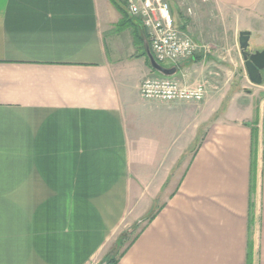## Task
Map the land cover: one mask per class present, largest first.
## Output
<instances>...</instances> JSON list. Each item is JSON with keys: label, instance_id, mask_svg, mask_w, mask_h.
<instances>
[{"label": "crops", "instance_id": "0c3cea01", "mask_svg": "<svg viewBox=\"0 0 264 264\" xmlns=\"http://www.w3.org/2000/svg\"><path fill=\"white\" fill-rule=\"evenodd\" d=\"M170 1L264 45V0ZM208 48L159 65L211 98L245 63ZM149 51L114 0H0V264H264V103L144 100Z\"/></svg>", "mask_w": 264, "mask_h": 264}, {"label": "built area", "instance_id": "2783aa9c", "mask_svg": "<svg viewBox=\"0 0 264 264\" xmlns=\"http://www.w3.org/2000/svg\"><path fill=\"white\" fill-rule=\"evenodd\" d=\"M128 14L139 19L148 33L150 49L158 63L177 64L193 58L200 46L184 30L176 26L170 0H122ZM183 1V0H181ZM206 1V0H204ZM193 15V10H184ZM144 100L163 102H203L208 90L205 84L188 85L172 78H147L140 88Z\"/></svg>", "mask_w": 264, "mask_h": 264}, {"label": "rangeland", "instance_id": "374dc122", "mask_svg": "<svg viewBox=\"0 0 264 264\" xmlns=\"http://www.w3.org/2000/svg\"><path fill=\"white\" fill-rule=\"evenodd\" d=\"M189 1L192 0H186V4L189 3ZM205 2L207 4L208 0H206ZM181 5H183V3H179L177 7L179 6L181 7ZM189 7L193 10V15L189 16L183 14V16L180 17V20L181 21L184 20L182 21V23L184 24L183 26L186 27L187 25L186 27L187 33L192 38L195 39L198 38L200 40L199 43L196 41L195 42L199 46L202 45L206 48L210 47L211 49H218L225 54H227L229 47H231V49L234 48V50H232V55L236 54L238 61H240L239 58L241 55L239 51L238 40L236 39L235 32L230 31L233 25L229 24V22L223 21L221 18L218 19L221 20V22H218L217 19L214 20L213 17L208 16V13L210 11L207 10V8H202L201 6H199L198 3L196 5H192ZM196 16H198L197 19ZM185 20H188V23H185ZM202 35H204V38L202 37ZM215 35H217L218 38L213 37ZM201 37L203 38V40L200 39ZM253 41L254 39H252L250 42V51L257 50L256 47L254 46L255 44ZM255 43L256 45L261 44V42L258 43L257 40ZM258 50H264V45L258 46ZM162 64L166 66V63H162ZM241 70H242L241 72H237L235 74L234 78L231 77V82L233 83L230 84L231 86L230 88L213 90V93H211L212 97L208 98L209 100L212 99L211 101L214 102L215 119H218L219 117H223L224 112L228 109L229 112L226 115V117L235 114L236 109L241 110L242 108L245 109L246 112H248L249 109L251 113L256 114L258 113L262 104L264 103V83L261 86L253 85L249 81L246 68H245L244 78H242L241 76L244 71L242 68ZM262 74L264 79V71L262 72ZM233 96H240V98L237 97L230 103L231 98ZM257 120L258 119H256L253 122V124L256 123Z\"/></svg>", "mask_w": 264, "mask_h": 264}, {"label": "water", "instance_id": "95a60500", "mask_svg": "<svg viewBox=\"0 0 264 264\" xmlns=\"http://www.w3.org/2000/svg\"><path fill=\"white\" fill-rule=\"evenodd\" d=\"M176 26L182 28L183 23L180 20L179 14L174 13ZM250 42H251V32L242 31L238 36V44L240 54L245 63L246 72L249 78V81L256 86H261L264 83L263 74L264 71V50H254L253 53L250 51ZM149 58L151 61V66L158 73L163 75L166 78L173 77L177 69L168 70L157 62L154 58L151 51H149Z\"/></svg>", "mask_w": 264, "mask_h": 264}, {"label": "trees", "instance_id": "16d2710c", "mask_svg": "<svg viewBox=\"0 0 264 264\" xmlns=\"http://www.w3.org/2000/svg\"><path fill=\"white\" fill-rule=\"evenodd\" d=\"M115 3H117L121 8H124L123 6V1L122 0H114ZM186 27L183 26V29H185ZM259 135V130L258 128H254L253 126V139L256 138L257 136ZM254 144L256 145V141H254ZM257 149L258 148H254L253 150V160H252V164L253 165V173L255 174L256 172V166H257V162H256V152H257ZM253 247H252V244H250V247H249V251H248V254H247V264H253ZM116 261L114 260H111L105 264H115ZM104 264V263H103Z\"/></svg>", "mask_w": 264, "mask_h": 264}, {"label": "flooded vegetation", "instance_id": "af4514ba", "mask_svg": "<svg viewBox=\"0 0 264 264\" xmlns=\"http://www.w3.org/2000/svg\"><path fill=\"white\" fill-rule=\"evenodd\" d=\"M251 53H253V51H251Z\"/></svg>", "mask_w": 264, "mask_h": 264}]
</instances>
